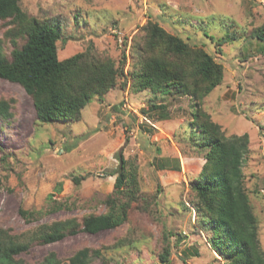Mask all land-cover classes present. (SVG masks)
<instances>
[{
  "label": "rangeland",
  "instance_id": "obj_1",
  "mask_svg": "<svg viewBox=\"0 0 264 264\" xmlns=\"http://www.w3.org/2000/svg\"><path fill=\"white\" fill-rule=\"evenodd\" d=\"M19 5L25 20L0 18L3 56L11 58L25 43V23L35 18L59 26V60L95 54L121 65L125 78L94 95L80 119L66 122L38 121L23 87L0 78V98L12 105V116L0 119V229L27 245L14 258L39 264L53 255L69 264L87 248L88 264L225 263L209 244L204 214L193 206L192 183L205 152L189 125L194 101L175 91L133 86L132 73L147 53L143 26L149 20L222 65L221 82L201 106L225 135H248L243 182L264 252V41L252 34L264 25V0H19ZM119 152L136 175V195L120 225L86 232V217L106 214L125 198L124 191L114 190ZM20 208L33 211L29 219ZM70 218L78 223L75 232L50 243L38 237L44 225Z\"/></svg>",
  "mask_w": 264,
  "mask_h": 264
},
{
  "label": "trees",
  "instance_id": "obj_2",
  "mask_svg": "<svg viewBox=\"0 0 264 264\" xmlns=\"http://www.w3.org/2000/svg\"><path fill=\"white\" fill-rule=\"evenodd\" d=\"M9 17L26 19L19 0H0V18ZM25 25V43L12 50L11 58L0 53V78L23 87L32 99L38 121L80 119L82 108L94 95L101 96L116 85L120 76L124 77L121 65L117 67L111 59L95 54L79 52L59 60L56 41L60 31L54 22L34 18ZM143 29L147 53L141 56L138 72L132 73L134 88L161 94L175 91L191 96L194 101L189 125L199 136L205 152L202 167L192 183L193 206L197 213L204 214L205 227L211 231V248L223 257L224 264H264L257 218L243 182L242 164L248 152V135H225L201 106L202 98L221 82L222 65L203 48L191 46L155 21L149 20ZM252 34L264 41V25ZM158 106L164 108V105ZM11 107L10 101L0 98V119L7 120L12 116ZM73 180L79 183L80 178ZM114 188L115 193L125 192L124 200L106 214L86 217L84 231L96 233L118 226L126 218L138 187L135 173L127 169L126 159L120 152ZM19 212L27 219L33 213L21 208ZM77 226L75 218L55 221L44 225L38 237L47 243L55 242L66 231L75 232ZM26 248V244L0 229V264H24L14 257ZM91 257L89 250L82 248L70 257L69 264H88ZM161 258L166 260L164 255ZM39 264L59 262L50 255Z\"/></svg>",
  "mask_w": 264,
  "mask_h": 264
}]
</instances>
